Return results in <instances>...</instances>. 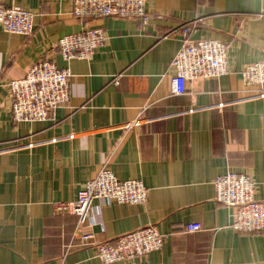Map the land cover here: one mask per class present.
I'll return each mask as SVG.
<instances>
[{"label": "crops", "instance_id": "1", "mask_svg": "<svg viewBox=\"0 0 264 264\" xmlns=\"http://www.w3.org/2000/svg\"><path fill=\"white\" fill-rule=\"evenodd\" d=\"M1 1L36 13L32 35L0 25L1 75L23 77L44 58L73 74L70 102L49 121H13L0 86V264H104L92 247L64 255L77 216L59 209L103 167L149 193L142 204L96 200L89 222L98 238L150 224L171 233L161 250L110 264H264V232L235 230L213 183L244 173L264 199V95L241 76L264 60V0H147L146 22L93 20L106 28L105 45L70 62L55 47L85 28L73 0ZM195 18L192 37L224 41L230 72L176 95L171 61L181 35L169 32ZM192 221L202 229L184 232Z\"/></svg>", "mask_w": 264, "mask_h": 264}, {"label": "built area", "instance_id": "2", "mask_svg": "<svg viewBox=\"0 0 264 264\" xmlns=\"http://www.w3.org/2000/svg\"><path fill=\"white\" fill-rule=\"evenodd\" d=\"M147 0H73V14L82 19L85 28L62 36L55 49L67 62L89 59L105 45L108 35L104 26L90 23L97 18L139 19L149 18ZM36 13L18 5H5L0 0V25L10 33L25 36L34 32ZM202 19L184 21L169 34L181 35V45L171 61L175 74L172 93L189 91V86L199 87L207 80L219 78L230 72L228 46L217 38H193L192 32ZM69 67H60L51 59L35 62L25 76L16 78L1 75L0 86H5L11 96L13 121H49L59 107L71 99ZM241 76L253 95H264V60L247 63ZM118 83V77L113 78ZM215 199L232 208V227L245 232H264V199L256 197V183L248 175L227 171L214 179ZM149 189L139 179H120L108 167H103L88 179L78 191L75 201L59 203V209L77 216L64 255L76 247H92L94 255L104 264L146 256L161 250L171 238V233L161 231L156 224L145 225L120 234L113 239H100L92 231L90 210L99 199L117 203L142 204L147 201ZM202 229L198 221L183 225V231L192 233Z\"/></svg>", "mask_w": 264, "mask_h": 264}]
</instances>
